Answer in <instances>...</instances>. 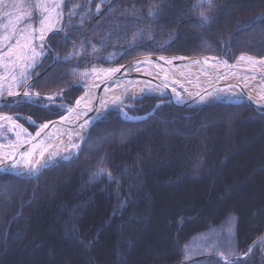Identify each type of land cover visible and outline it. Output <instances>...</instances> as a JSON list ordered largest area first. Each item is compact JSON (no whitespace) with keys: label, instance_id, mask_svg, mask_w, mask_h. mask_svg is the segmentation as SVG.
I'll return each instance as SVG.
<instances>
[{"label":"trees","instance_id":"trees-1","mask_svg":"<svg viewBox=\"0 0 264 264\" xmlns=\"http://www.w3.org/2000/svg\"><path fill=\"white\" fill-rule=\"evenodd\" d=\"M197 1L112 0L105 4L103 10L93 14L87 23L77 26L81 21L80 16L75 19L78 14L75 9L87 0H67L64 8L71 13L66 18L65 42L73 44L79 40H90L93 45L104 48L101 57L112 54V50L115 54L118 51L117 63H126L147 54L192 56L227 52L230 58L241 53L264 56V0H213L216 7L214 16L204 21L197 16ZM93 6L94 3L91 8ZM150 11H155V15H149ZM73 28L75 31L71 30ZM203 41L214 46L203 51L202 47L200 49ZM77 70L76 67L71 72L67 70L71 75L67 76L63 69L51 67L48 73H52L55 80L52 82L51 76L48 84L40 88L36 85L35 88L41 92L59 91L69 81L72 85L75 81L72 76ZM37 81L38 78L34 83ZM79 88L65 91L60 99L63 106L73 103ZM166 99L158 95H144L129 100L126 109L131 115H145L154 110L140 120L125 119L116 110L108 112L91 127L78 158L61 162L36 178L24 179L0 171V264H14L15 256L11 251L16 249L17 236L23 229L27 230L25 238H28L48 225L46 216L51 210L43 207L45 199L39 196L42 191L45 197H52V192H56L55 201L58 199L62 204L61 209H54L60 220L56 226L59 235L64 239L81 240L83 249L91 252L87 256L92 264H110L114 243L113 263L122 264L142 237L143 231H139L140 228L137 230L138 224H143L146 231L159 221V215L157 219L152 217L154 205L151 204L156 179L174 184L185 180H191V184L200 180L214 182L218 177H231V162L246 160L248 148L257 153L254 161L258 160L259 154V159L263 157L264 142L258 144L257 141L259 136L264 141V132H260L254 120L258 117L263 120L264 110L247 103L224 101L199 109L180 103L156 106ZM52 106L48 109L33 104L22 105L15 111H8L21 112L41 123L63 115L62 110ZM250 116L251 123H245L244 120ZM28 126L32 130L35 128L31 124ZM247 137L251 138V144L246 149L244 142ZM236 145L241 150L245 149L243 152L239 149L240 153L231 157ZM102 168L105 171L98 174ZM108 173H111V179ZM242 179L247 180L246 177ZM257 187L264 191L263 186ZM144 196L149 200L147 205ZM103 198L110 202V209ZM199 202L200 198L196 205ZM29 204L35 209H28ZM90 206L95 213L87 216L85 211ZM222 209L224 206L216 217L224 212ZM259 215L261 227L256 231L257 235L244 233L241 236L243 241L250 242L264 232V209H260ZM180 216L184 214L177 216L176 220ZM213 216L215 214L209 217ZM64 219L68 222L63 223ZM98 220L105 222L94 230L93 238L87 240L82 229L93 227ZM114 220L119 224L118 233L115 235L110 231L101 239L100 233ZM164 220L165 215H161L160 222ZM176 220L174 225L171 219L166 220L168 246H163L164 252L149 264H171L181 257L182 248L178 242L181 234L177 232ZM100 239L102 247L95 255L92 250ZM261 246L258 244V247ZM253 254L248 257L247 264H258Z\"/></svg>","mask_w":264,"mask_h":264},{"label":"rangeland","instance_id":"rangeland-1","mask_svg":"<svg viewBox=\"0 0 264 264\" xmlns=\"http://www.w3.org/2000/svg\"><path fill=\"white\" fill-rule=\"evenodd\" d=\"M66 1L67 0H2V2H0V99L10 95V93L13 94L24 91V93L28 92L30 94V97L22 95L15 99L0 103L1 144H23L33 136L38 129V125L53 120H44L41 123H37L32 117L18 111H8L9 109L14 110L22 105L31 104L49 109L54 105L52 107H57L59 110H62L64 114L84 93V88L82 86L86 85L89 80L97 77L102 70L125 64L116 62L118 51L117 54H115V51L112 50V54H104L101 57L104 48L95 44L93 45L89 42L90 40H84L82 42L79 40L73 44H69L67 41L65 42L64 35L66 32L64 28L67 27L65 24L68 23L66 18L71 13L64 8ZM110 2H112V0H87L84 5H78L79 7L75 9V11H78L75 19L80 16L81 24L77 26L87 23L90 18L93 17V14L103 10L105 4ZM71 3L74 2H70V4ZM92 3H94V6L91 8ZM195 7L198 13L197 16L201 21H204L199 16L201 11L205 12L208 19L214 16V9L216 7L213 0L210 9L206 0L203 3H198L197 1ZM98 16L99 15L96 17ZM95 20L96 19L91 21L90 25ZM93 24L91 26H93ZM71 30L75 31L74 28ZM212 46L214 45L203 41L200 45V49L202 47V50L205 51L211 49ZM189 49L190 48H188V50ZM147 55H165L168 57L214 56L219 57L218 61L220 63H226L228 66L236 60L238 62L241 57L264 58V56L257 57L250 53H241L230 58L227 52L222 55L211 53H200V55L192 56L184 54ZM63 64L68 66H62ZM51 67L54 69H63L64 74H67V76H71L67 70L71 72L73 68L76 67L78 70L76 74L74 73V76H72V80L75 79V81L72 85H70L71 82L69 81L67 85L59 91L50 90L41 92L35 88V86L37 85L40 88L44 84H48V79L52 76V73H48ZM37 78V83H34V80ZM51 80L53 82L55 78L52 76ZM77 87H80L79 93L73 103L63 106L60 99H62L65 91L71 88L76 89ZM180 92L184 93L182 90H180ZM36 94H39L40 99H37ZM47 97H54V99L47 100ZM134 98L138 97H133V99ZM224 102L236 104L247 103L252 105L244 101V96L228 99ZM163 103H166L165 100L160 101L156 106ZM257 109L260 111L263 110L261 108ZM121 114L128 118L131 116V114H127L124 109ZM250 120L251 116L248 120L245 119L244 121L245 123H251ZM254 123L259 125L261 133L264 132V119L260 120L258 117V120H254ZM29 124L34 125L35 131L28 126ZM247 139L248 140L244 142L246 149L251 144V138L247 137ZM257 142L258 144L264 142L261 136H259ZM79 143V138L72 141L71 145L73 149L71 148L68 151L67 159L74 157V159H76L80 156L82 149L79 152L78 148L76 153H74V146L79 145ZM245 148L241 150L239 145H236V147H233L230 156L232 157L236 153L239 154L240 151L243 152ZM256 154L257 153L248 148L246 160H235L231 162L232 176L228 178L218 177L214 182L211 180H207V182L205 180H200L197 184H191L193 183L191 180H185L186 182L181 184H174L172 181L161 182V180L156 179L155 187L152 192L153 199L151 204L154 205L152 207V217L157 219L159 215V221H155L146 231H144L145 226L143 224H138L137 230L140 228L139 231H143L142 237L134 246L127 260L122 264H149L159 253H163V246H168L166 220L168 218L171 219L172 225H174L176 217L182 214H184V216H180L176 220L177 232L181 234L178 242L182 248V255L178 261L171 264H226V262L227 264H247L246 261L248 257L250 258V255L253 253V255L257 257L256 259H258V264H264V232L258 234V236L250 242L249 240L243 241L241 238L244 233V235H257L256 231L261 227L259 214L260 209H264V191H261V187L259 188L257 186L264 187V168H262L264 166V155L263 157L260 156L261 159H259V154L258 160L254 161L253 158H257ZM247 167L248 169H246ZM259 171L262 172L260 173ZM245 177L247 180L242 179ZM166 183L169 184L167 185ZM55 193L56 192H52V197H45L43 191L39 193V196H41L43 200L45 199V204L43 205L44 209L51 210V212L48 213L49 217L47 213V216L45 215L47 219H49L46 221L48 225L45 226L41 232L36 231L28 238H25L27 230H22L23 232L17 236L16 249L11 251L12 254L14 253L12 256H15L14 264H81L82 262L84 264H92L87 256L91 252L83 249L81 240L64 239L59 235L56 226L58 227L60 220L54 209H61L62 204H60L58 199L55 201L57 198V193ZM144 198L147 205L149 200H147L145 196ZM199 198L200 202L196 205ZM105 199L103 198V201ZM106 201L107 208L110 209V202L107 199ZM223 206L224 209L222 210H224L225 213H223L225 215H223L222 218V213L216 217V213L218 215ZM28 209H35V206L29 204ZM85 212V215L90 216V214L95 213V210L90 206ZM213 214H215V216L209 217ZM161 215H165L164 222H160ZM105 217H108V215ZM66 222H68V219H64L63 223ZM104 222L105 220H98L96 225L90 227L91 229H82V233L86 234L85 238L87 240L90 238L92 239L94 230H97L96 228L98 226L102 227ZM118 226L119 224L114 220L105 231L100 233V238L102 239V236L110 231H113L116 235L118 233ZM262 229L264 231V225ZM147 238H149V241ZM101 239L100 242L95 243V247L92 250V253L95 255H97L98 252L100 253V248L102 247ZM258 244L262 246L258 247ZM140 248L142 249L141 253H139ZM112 250L113 257L110 260V264H114L113 262H115L114 243L112 245ZM163 259H165L164 255Z\"/></svg>","mask_w":264,"mask_h":264},{"label":"water","instance_id":"water-1","mask_svg":"<svg viewBox=\"0 0 264 264\" xmlns=\"http://www.w3.org/2000/svg\"><path fill=\"white\" fill-rule=\"evenodd\" d=\"M247 56V55H245ZM174 59L176 58L175 62L181 63V62H193L197 60H219V57L214 56H203V57H187V56H177V57H168V56H160V55H147V56H140L137 58H134L130 61H128L125 64H122L120 66H117L116 69H120L119 72H115L114 76L107 81L102 86L97 87L94 93L93 101L83 107H80L79 104L86 99L88 90L92 89L93 84L99 80V77L92 78L89 80V82L86 85H83L84 93L76 100L75 104L61 117L46 121L43 124L38 125V129L36 132L31 136V138L23 143L22 146H20L16 151L15 154H13L11 157L7 159L6 162H0V171L13 174L15 176H18L20 178L29 179L37 177L39 174H41L44 170L56 165L60 162H66L71 159H56L53 157H48L46 159L47 162L53 161V164L48 165L46 167H40L38 171H33L31 173H27L24 171H21L19 169H16L12 167L13 161H17L19 164L23 161L32 160L36 154H39L37 156V164L40 163V165H43L45 161H43V156H41V153L44 152L40 151V149L43 146L53 145L59 138L62 136H65L67 134H72L75 132L81 125L85 126V133L83 137L80 139V147L79 152L81 151L85 141L86 137L91 129V127L100 119H102L103 116H105L108 112L112 110H116L119 113H122L123 109L122 106L125 104V101L128 99H131L133 97H140L143 95H160V96H167L171 99V102L174 103H181L185 106L190 107H204L209 104H213L220 101H227L228 99L226 97H223V95L215 96L214 93L219 90H225L230 89L232 87H236L240 89L244 94V101L251 103L253 106L257 108H261L264 110V102L262 100H259V98L254 97L249 89L247 88V84H243L241 82L236 81H230L227 79L228 76H230L231 73L230 70L232 68H235L237 65V60L230 64V66L218 73H214L213 78H220V81L215 83L212 88H209L204 93L197 95L195 99L193 100H182L180 97L174 92L173 88H171L168 83H166V80L172 81L174 84L176 83L173 79L166 76L163 81L164 83L158 80L155 77L148 76L141 74L137 72L135 69L137 66H140L146 62H153V61H161L165 63H170L169 61H166V59ZM254 58V57H253ZM257 60H264L258 59ZM249 72H258L263 73V70H255V69H247ZM128 72H131V74H128ZM229 73V74H228ZM227 75V76H226ZM136 82H149L153 83L160 89L162 93L159 92H145L144 94L140 95H128L129 89L131 85H133L134 81ZM121 90V98L123 100L122 104L114 105L113 101H115L117 98L112 97V93L115 91ZM208 93H212V96H208ZM24 95L23 92L19 93H13L11 95H7L6 97L0 99V103H4L6 101L15 99L19 96ZM201 97H205V100L202 102ZM79 101V103H77ZM153 112V111H152ZM151 112V113H152ZM150 114V113H149ZM74 115H78L79 117H76ZM123 116V115H122ZM148 115L140 116V117H125V119L128 120H139L146 118ZM87 122V123H85ZM47 124L48 127L43 128L42 125ZM40 133L39 136H37V133ZM10 146V145H9ZM40 151V152H39ZM78 152V153H79ZM22 153H27V155H22ZM34 161V160H33ZM15 164V165H16ZM11 165V166H10Z\"/></svg>","mask_w":264,"mask_h":264},{"label":"bare ground","instance_id":"bare-ground-1","mask_svg":"<svg viewBox=\"0 0 264 264\" xmlns=\"http://www.w3.org/2000/svg\"><path fill=\"white\" fill-rule=\"evenodd\" d=\"M175 60L171 58L166 59V61L169 62L171 61L170 63H165L161 61L146 62L140 66H137L135 70L141 74L155 77L163 83L165 82L163 80L165 79L166 76L170 77L176 83L174 84L172 81L165 79L167 81L166 83H168V85L171 88H173L174 92L180 97V99L193 100L196 98L197 95L204 93L209 88H212L215 83L220 81V78H213L214 73L222 72L229 67L226 63H220L218 60L207 59V60H197L193 62H181V63H177L175 62ZM116 68L117 67L105 69L98 74L99 80L93 84L92 89L88 90L86 99H84L81 102V104H79L80 107L86 106L93 101L94 93L96 91L95 89L99 86H102L107 81H109L114 76L115 73V71H110V70ZM248 68L264 71V60H257L251 57L250 58L241 57L237 62L236 67L230 70L229 73L231 74L230 76L227 77V79L230 81H236V82H241L243 84H247L248 85L247 88L249 89L250 93L254 97L259 98V100H262L264 102V74L258 72H254V73L249 72L247 70ZM128 74H131V72H128ZM180 90H182L184 93H181ZM145 92L162 93L160 89L156 87V85H154L153 83L134 81L133 85H131L129 89L128 95H132V94L140 95V94H144ZM243 94L244 93L236 87L235 88L232 87L230 89H225V90H219L214 93L215 96L223 95V97H226L227 99L241 97L243 96ZM120 96H121V90L112 93L113 98H117ZM160 97L167 98L165 100L166 103H174L171 102V99L167 96H160ZM131 99L126 100L124 107L122 106V109H124L125 112H127V114H128V110L126 108L130 103V102L128 103V101ZM152 111L154 112V110ZM152 111H150L149 113L152 114L153 113ZM149 113L145 115L149 116L150 115ZM74 116L75 118L79 117L78 115H74ZM130 117L135 118L136 116L131 115ZM84 133H85V126L79 127L72 134H67L59 138L53 145L43 146L40 149V151L44 152L42 158L43 161H46L48 157H53L56 159H65L67 157L68 151L71 148L73 149V146L71 145L72 141L76 138H79L80 140L83 137ZM22 145L23 144H18V145L11 144L9 146L0 143V162H6L7 159L11 157L13 154H15V151ZM74 150H75L74 153H76L78 149L74 148ZM38 155L39 154H36V156H34L31 161L30 160L23 161L19 164L12 165V167L27 173H31L33 172V171H29V168L31 166H36L38 169L40 168V163L37 164L38 160L36 159ZM47 164L51 165L53 164V161H49Z\"/></svg>","mask_w":264,"mask_h":264},{"label":"snow or ice","instance_id":"snow-or-ice-1","mask_svg":"<svg viewBox=\"0 0 264 264\" xmlns=\"http://www.w3.org/2000/svg\"><path fill=\"white\" fill-rule=\"evenodd\" d=\"M0 2H2V0H0ZM203 2H205V0H198V3H203ZM206 2L208 3L209 9H210L211 8V5H212V0H206ZM149 15H155V11H150L149 12ZM199 16L201 17L202 20H207L208 19V17L205 15V12L204 11H201L199 13ZM110 71L119 72L120 69H113V70H110ZM10 95H11V93H10ZM24 96L25 97H30V94L28 92H25L24 93ZM208 96H212V93H208ZM36 97H37V99H40L39 94H36ZM46 99L47 100H53L54 97H47ZM204 100H205V97H201V101L203 102ZM77 103H79V101H77ZM122 103H123V100L121 98H119V97L115 101H113V104L114 105H119V104H122ZM85 123H87V122H85ZM42 127L43 128H46V127H48V125L45 124V125H42ZM81 127H83V125H81ZM39 135H40V133L38 132L37 133V136H39ZM74 147L78 149L80 147V145H75ZM22 155H27V153H22ZM53 155H55V154H53ZM41 156H43V153H41ZM16 163H18V162L14 160L13 161V165H15ZM47 163L48 162L45 161L43 165H40V167L41 168L42 167H46L47 166ZM38 170L39 169L36 166H31L29 168V171H38ZM104 171L105 170L102 168V169H100V171H99L98 174H102ZM108 175H109V178L111 179V173H108ZM226 264H227V262H226Z\"/></svg>","mask_w":264,"mask_h":264}]
</instances>
